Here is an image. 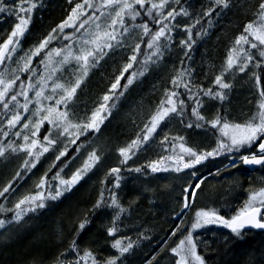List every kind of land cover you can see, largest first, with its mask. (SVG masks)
I'll return each instance as SVG.
<instances>
[{
  "label": "snow or ice",
  "instance_id": "snow-or-ice-1",
  "mask_svg": "<svg viewBox=\"0 0 264 264\" xmlns=\"http://www.w3.org/2000/svg\"><path fill=\"white\" fill-rule=\"evenodd\" d=\"M67 3L66 18L25 49L24 40L31 34L35 13L44 6L42 0H0V15L15 21L10 32L0 35V136L15 137L7 143L0 141V158L23 157L12 180L0 187V198L5 201L0 203V247L14 242L19 236L14 229H23L50 201L65 198L86 178L97 176L103 167V149L88 141L102 132L106 121L111 122L116 101L138 78L153 68L164 70L172 62L170 53L178 49L180 67L173 66L158 100L141 122L132 121L136 131L115 149L116 165L98 177L94 202L57 223L52 232L56 252L51 259L33 256L25 264H127L142 241L152 240L142 222L127 221L132 220L141 198L148 200L150 208L163 210L157 200L164 197L172 224L147 264L165 259L169 264H264V248L259 258L250 250L241 260L228 259L238 254L253 230L264 235V176L260 186L250 185L246 190L242 204L227 210L212 206L220 194L201 174L217 157L230 159L231 168L264 169V0H244L241 30L232 37L219 68L213 64L209 69L213 78L208 85L199 80L208 72L198 69L191 55L196 43L193 29L200 25L195 35H208L202 21L213 27V18L218 20L238 8L240 0H209L198 12L190 10L193 5L187 0ZM118 55L125 62L116 67L109 86L90 109L86 104L81 109L79 92L90 74L109 61L116 62ZM134 65L139 67L130 72ZM237 79L253 89L242 118L233 117L225 106ZM177 126L182 128L173 132ZM189 130L204 136L206 142L190 143L184 134ZM71 146L75 147L70 152ZM84 151L87 154L80 165L65 177V170ZM144 153L152 156L136 165ZM48 156L54 159L35 181L34 191L20 193V181L29 173L35 175L42 158ZM231 168H218L215 175ZM160 173L168 174L162 188L144 183L132 188L127 201L121 197L128 184ZM238 184L234 182L233 188ZM12 197L15 202L9 207ZM95 220L100 221L99 227L85 241ZM209 226L228 232L204 239L200 230ZM128 232H134L135 239Z\"/></svg>",
  "mask_w": 264,
  "mask_h": 264
},
{
  "label": "trees",
  "instance_id": "trees-1",
  "mask_svg": "<svg viewBox=\"0 0 264 264\" xmlns=\"http://www.w3.org/2000/svg\"><path fill=\"white\" fill-rule=\"evenodd\" d=\"M42 2L44 5L43 8L37 11L33 17L31 34L24 40L25 47L35 43L38 38L46 34L48 30L58 24L62 19L66 18V14L69 10L67 0H42ZM187 3L193 5V9L190 10L198 12L201 6L205 8L208 6L209 0H187ZM243 4L244 0H240L238 8H234L231 12L222 15L218 20L213 18L214 26L211 28L208 27L207 23L202 21L204 28L209 33L206 36L201 37L195 35V33L199 31L200 25H197V27L193 29L196 43L191 55L195 66L204 72H208L207 77L203 75L199 77V80L205 85H208L209 80L213 78V73L210 72L209 69L213 64L219 68L227 55V48L230 46L232 37L238 35L241 30L239 26L244 22L242 14ZM206 19L207 18H205V20ZM185 21L186 23H192V21ZM14 23V18H6L0 15V35L9 32ZM179 38L180 37H178V39ZM175 58L176 55L173 54L171 56V61L173 62ZM124 62L123 57L118 55L116 57V62L109 61L107 64H104L103 68L91 74L89 79L85 82V85H83L82 91L79 92L80 99L78 103L81 109H83L85 104L89 109L92 107L93 102L109 86V81L116 67L122 65ZM172 62L168 63L166 68L162 71H153L151 75L145 77L128 92L126 101L116 111L112 121L104 130V134L106 133L105 137L111 145H123L136 131L132 121L135 120L136 123H140L147 111L154 106L161 94L160 89L164 86L169 73L173 71ZM247 89L249 88L242 86V89L232 96L230 103L225 105L229 108L233 117L236 116L234 114L237 112V115L242 116V111L246 107L244 105L248 104L247 95L249 94L246 92ZM207 139H211V137ZM217 159L212 163H208L207 168L201 169L202 176L207 177L208 186L220 194L217 196L212 206L222 207L227 210L237 208L246 199L244 194L250 185L256 187L260 186V178L264 176V169H248L243 165H241L239 169H235L229 166L231 168L230 172L222 171L221 175L216 176L215 173L218 168L221 169L224 168L225 165L230 164V159L228 158L223 157ZM109 166L110 165L103 164L97 176H93L91 179H87L82 183L76 191L77 193L69 197L68 203L59 204L60 201L58 200L54 201L49 208H46L32 223L33 226H31L32 228L27 236L25 235L22 239L20 237L16 238L13 246L8 245L3 250H0V264H25V262L33 256L51 259L56 252V247L52 240V232L57 223L66 221L70 212L85 210L94 202L100 187L98 177L102 176ZM1 171L3 173L4 168H0V173ZM5 171L8 172L7 170ZM236 181H238L239 184L233 188L234 182ZM161 183L165 182L161 181ZM27 186L28 183L26 184V188ZM134 186L138 187L137 185H133V187ZM152 187L157 189L161 188L156 185V182ZM23 190L24 189H21V191ZM140 202L146 206V199L142 198ZM154 209L156 210L157 208ZM166 213L167 208H163L161 214L167 219L168 216ZM145 222L146 221H144V224ZM176 222L178 223V221ZM171 224L172 222L169 220L166 225L171 227ZM96 225L98 224L95 220L89 231L84 235L85 241L96 232ZM161 228L162 227L159 229ZM220 233L224 232L217 230L209 231L205 239L211 240L214 234L218 236ZM155 234H157V232H155ZM224 234H227V232ZM153 242L151 243L153 244ZM152 247L153 248L146 247L145 250H142V248L140 252L138 251L139 253L137 252L138 254L136 253L132 258L128 259L127 264H147V261L153 255H156L158 245ZM262 248H264V235L253 230L248 242L237 250L238 254L235 256L230 255L228 259L234 261L241 260L245 257V253L250 250H255V255L259 258ZM5 256L7 257L6 260ZM159 259L158 257V260ZM160 264L165 263L160 261Z\"/></svg>",
  "mask_w": 264,
  "mask_h": 264
},
{
  "label": "rangeland",
  "instance_id": "rangeland-1",
  "mask_svg": "<svg viewBox=\"0 0 264 264\" xmlns=\"http://www.w3.org/2000/svg\"><path fill=\"white\" fill-rule=\"evenodd\" d=\"M186 20V19H185ZM185 23H186V21H184ZM14 26V25H13ZM12 26V27H13ZM11 27V28H12ZM11 30V29H10ZM10 30H9V32H10ZM177 39H178V37H177ZM24 46V45H23ZM29 47V46H28ZM28 47H25L24 46V48L25 49H27ZM142 47H144L143 45H142ZM145 48V53H147L148 52V50L146 49V46L144 47ZM177 50L178 49H173L172 50V52L170 53V56H172L173 54H177L176 52H177ZM176 51V52H175ZM143 58H144V56H143V54L140 56V59L141 60H143ZM189 62L188 61H186V63H185V65H187ZM171 65V64H170ZM175 65V67L178 69L179 67H180V62H179V60L177 59V58H175L174 59V61L172 62V67ZM12 67H15V65H12ZM139 67V65H134V68L133 69H130L129 71L131 72V71H134V70H136L137 68ZM3 70V67L1 66V70L0 71H2ZM155 70H157V69H155V68H153V69H151L150 71H148V72H146L145 73V75L144 76H142V77H139L138 78V80H137V82H136V84L137 83H139V82H141L145 77H147V76H149V75H151L152 74V72L153 71H155ZM239 75V74H238ZM90 76H91V74H90ZM229 79H231L230 77H229ZM125 81H121V83H124ZM135 84V85H136ZM134 85V86H135ZM242 86L243 87H245V88H249V89H247V91L246 92H248V94L249 95H247V97H248V100L249 99H251L252 98V91H253V89H252V86H251V84L250 83H248V84H246L244 81H242V80H239V79H237L236 80V83H235V87H234V90L231 92V94H230V101H231V99H232V96L235 94V93H237L239 90H241L242 89ZM83 87V86H82ZM132 89V88H131ZM130 89V90H131ZM129 90V91H130ZM128 93H126L125 94V96H123V97H120L119 98V100H117L116 101V105H117V107H116V109H114L113 110V116H114V114L116 113V111L120 108V106L126 101V95H127ZM21 99V102H23V98L21 97L20 98ZM249 104H245L244 106H246L245 107V109H243V113L245 112V111H247V109L250 107V105L248 106ZM238 110V109H237ZM0 111H2V109H0ZM238 114V112L236 113V114H234V115H236L235 116V118H242V116H240V115H237ZM113 118V117H112ZM112 118H110L111 119V121H112ZM3 119V117L2 116H0V120H2ZM106 123V126L108 125V124H110L108 121H106L105 122ZM106 126H102V132L101 133H99V134H95V135H93L92 137H91V139H90V141H88V143H90V144H92V146H95V147H98V148H102L103 149V154H104V160H103V164H107V165H110V166H115L116 165V163H117V160H116V152H115V149L118 147V146H122V144H118V146H117V144H112L111 145V143L110 142H108V140L106 139V137H105V134H104V130L106 129ZM180 128H182V126H177V127H174L173 128V132H176V131H179L180 130ZM186 136H188L189 137V141H190V143H192V142H197V143H205L206 142V138L204 137V136H197L196 135V133L195 132H192L191 130H189V132L188 133H184ZM7 139H15V137H9V138H7ZM7 139L6 138H4L3 136H0V141H3L4 143H7ZM81 140H83V137L81 138ZM78 143H80L79 141H78ZM75 146H71L70 147V152H71V150H72V148H74ZM90 150V149H89ZM86 151H84L83 152V154L81 155V157H80V159H78V160H76L72 165H71V168H69V169H66L65 170V173H64V175H65V177H67V176H70L71 175V171H73V170H75V168L76 167H78L79 165H80V163H81V160L84 158V156H86ZM150 154V155H149ZM47 155V154H46ZM152 156V154L151 153H144V154H141L140 156H139V159L138 160H136V165H139V164H142V163H144L145 161H146V159H148V158H150ZM218 159H221V158H223V157H217ZM216 158V159H217ZM22 159H23V157L22 156H20V155H14V156H12V157H10L8 160H4L3 158H0V168H4V171H3V173H2V171H1V173H0V187H2V186H4L8 181H10V180H12V178H13V176L15 175V172L17 171V170H19V168H20V165H21V163H22ZM54 159V157H52V156H48V158L45 160L44 158H42V160H41V164L40 165H38V167H37V169H35L34 170V172H35V175H32L31 173H29L28 174V176H25L21 181H20V184L19 185H17V187L19 188V192L20 193H23V192H27V191H34V183H35V181L39 178V176L40 175H42L43 174V172L48 168V166L51 164V162H52V160ZM217 159V160H218ZM238 161V160H237ZM229 165V164H228ZM231 165V164H230ZM229 165V166H230ZM109 166V167H110ZM5 170H7L8 172H6ZM51 175V174H50ZM168 176V174L167 173H160V174H155L154 176H149V177H145V178H141L140 180H137V181H135V185H137L138 187H140V186H142L144 183H148V184H150L151 185V187H152V185L156 182V185L158 186V187H161L162 188V186L165 184V183H167V180L166 179H164L165 177H167ZM29 177H31V178H29ZM86 180H87V178H86ZM85 180V181H86ZM85 181H82L81 182V184L82 183H84ZM161 181H164L165 183H161ZM28 183V186H27V188H26V184ZM80 184V185H81ZM21 185H22V187H21ZM80 185H78L75 189H73V191L71 192V193H68V194H66V197L65 198H62L61 200H59L60 202H59V204H61V203H68V201H69V197L70 196H72L73 194H75V193H77L76 191L79 189V186ZM132 188H133V184H128L126 187H125V189H124V191L123 192H121V197L125 200V201H127L129 198H131V196H132V191H130V190H132ZM21 189H24L23 191H21ZM159 189V188H158ZM246 198H247V196H246ZM142 199V198H141ZM166 200H167V198L166 197H164L162 200H157V203H161L162 205H163V208L165 209V208H167V204L165 203L166 202ZM141 201V200H140ZM147 202H146V206L144 205V204H142L141 202H140V205H139V208L137 209V211L133 214V217H132V220L131 221H127V223H135V222H137V221H140V222H142L143 224H144V221H146L145 222V226L147 227V228H149L150 229V232H149V235L152 237V240L151 241H147V240H144V241H142L141 243H140V246L135 250V252H134V254H132L131 256H129V258H132L138 251L140 252V250L142 249V250H145V248L146 247H151V248H153L152 246H157L158 244H159V242L160 241H162L164 238H165V236H166V234H167V232H168V230L170 229V227L168 226V225H166V224H168V221H169V219H168V217H167V219L161 214V212H162V209L161 208H157L156 210L154 209V208H150V205H149V202H148V200H146ZM15 202V197H12V198H10V200L7 202L8 203V206L9 207H11V205H12V203H14ZM54 201H50L49 202V206L53 203ZM0 203H5V201H4V199L3 198H0ZM58 204V205H59ZM49 208V207H48ZM44 211V210H43ZM42 211V212H43ZM41 215V214H40ZM40 215H33L32 216V218L31 219H28V221H27V224L25 225V227L23 228V229H14V231H19V236L17 237V238H21L22 239V237H24L25 235L27 236V234H29L30 233V230H31V226H33V222L35 221V219H37L38 218V216H40ZM143 217V218H142ZM0 218H2V217H0ZM145 219V220H144ZM144 220V221H143ZM96 222H97V224L98 225H96L97 226V228L99 227V224H100V221L99 220H96ZM165 224H163V223ZM160 227H162L161 229H159ZM164 227V228H163ZM97 228H96V230H97ZM215 230H217V231H222V232H224V233H226V232H228V230L227 229H224V228H222V227H220V226H209V228L208 229H206V230H200L201 231V235H202V238H204L205 239V236H206V234L209 232V231H215ZM0 231H2V230H0ZM163 231V232H162ZM155 232H157V234H155ZM128 234L129 235H132V237H133V239H135V233L134 232H128ZM20 239V240H21ZM16 240V239H15ZM15 240H14V242H15ZM154 240H157V242L156 243H154L153 241ZM14 242H12L11 244H9V245H12L13 246V243ZM151 242H153V244L151 243ZM151 245V246H150ZM8 246V245H7ZM11 247V246H10ZM4 248H6V247H0V250H3ZM138 252V253H139ZM137 253V254H138ZM6 256H5V260H6ZM160 261H162V262H164L165 264H169V261L167 260V259H165V260H160Z\"/></svg>",
  "mask_w": 264,
  "mask_h": 264
},
{
  "label": "water",
  "instance_id": "water-1",
  "mask_svg": "<svg viewBox=\"0 0 264 264\" xmlns=\"http://www.w3.org/2000/svg\"><path fill=\"white\" fill-rule=\"evenodd\" d=\"M1 68V66H0ZM246 168H250V169H256V168H259V166H245Z\"/></svg>",
  "mask_w": 264,
  "mask_h": 264
},
{
  "label": "bare ground",
  "instance_id": "bare-ground-1",
  "mask_svg": "<svg viewBox=\"0 0 264 264\" xmlns=\"http://www.w3.org/2000/svg\"><path fill=\"white\" fill-rule=\"evenodd\" d=\"M221 169H223V168H221ZM216 171H217V170H216ZM214 172H215V171H214ZM156 242H157V240L154 241V243H156ZM159 247H160V244H158V247H157V249H156V253H157Z\"/></svg>",
  "mask_w": 264,
  "mask_h": 264
},
{
  "label": "flooded vegetation",
  "instance_id": "flooded-vegetation-1",
  "mask_svg": "<svg viewBox=\"0 0 264 264\" xmlns=\"http://www.w3.org/2000/svg\"><path fill=\"white\" fill-rule=\"evenodd\" d=\"M247 194H248V193H247V191H246L245 194H244V195H245V196H244L245 198H246ZM178 222H179V221H178ZM254 231H255V230H254ZM256 231H258V230H256Z\"/></svg>",
  "mask_w": 264,
  "mask_h": 264
}]
</instances>
